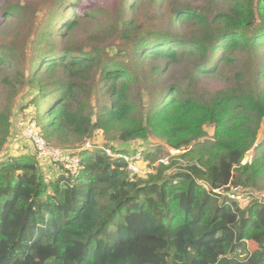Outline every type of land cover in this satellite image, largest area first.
<instances>
[{
	"label": "trees",
	"instance_id": "obj_1",
	"mask_svg": "<svg viewBox=\"0 0 264 264\" xmlns=\"http://www.w3.org/2000/svg\"><path fill=\"white\" fill-rule=\"evenodd\" d=\"M151 1L159 8L149 24L134 25L138 3L118 0L80 44L59 43L89 12L69 17L58 4L38 28L22 14L27 33L0 45V264H264V0H223L226 10L178 3L164 23L155 21L161 0ZM14 13L9 6L3 17ZM111 36L121 41L112 52L102 46ZM187 58L185 72L169 74ZM24 84L33 89L22 109L33 106L48 144L92 143L70 154L80 159L75 172L35 148L13 153ZM99 134L108 143L97 144ZM163 142L182 160L161 161ZM114 153H140L153 172L135 174Z\"/></svg>",
	"mask_w": 264,
	"mask_h": 264
},
{
	"label": "rangeland",
	"instance_id": "obj_2",
	"mask_svg": "<svg viewBox=\"0 0 264 264\" xmlns=\"http://www.w3.org/2000/svg\"><path fill=\"white\" fill-rule=\"evenodd\" d=\"M118 0H78L76 3V6H72L70 8H66V0H0V45H6L12 41L17 40L19 32L26 34L27 33V28L26 25L27 23H24L25 21H21V15L22 14H29L31 23H35V28H38L42 26V24H45V22L49 19L50 13L52 12V9L56 10L57 5H63L61 7V13L62 15L67 14L69 17H74L77 13L81 12V10L85 13L89 12L91 16H89L87 19H81V22L77 25L75 30L71 33H69L68 37L66 39L62 38V41L59 44H63L66 40L68 43L75 42L79 43L83 40V42H86L85 38L86 35L92 30L93 32H97L100 30V23L103 25H107L106 20L104 19L105 16L103 15V12L110 10V13L112 14L113 9L115 7V4L117 3ZM135 1V3H138L135 7V10L130 11L129 15L132 17H135V24L134 25H147L152 21V16L156 13V11L159 8V3L156 4L155 6H152L151 0H143L142 2L138 0H132ZM137 1V2H136ZM160 1V0H159ZM208 2H211L210 7L213 8V6L219 7L220 9L226 10L228 7V4L225 3L223 0H161L160 2V11L157 16H155V21L158 22L160 19H163L167 22L169 20L170 15L172 14V8L175 5H178V3L182 4L183 6L190 7V8H202L204 7ZM14 8L15 12H20V16L18 17V13H14L13 15H5L3 17V12L6 10V8ZM19 9L18 11H16ZM67 11V12H66ZM174 24H176L174 22ZM32 24H28V27L31 26ZM181 29H190V25L187 23L179 25ZM177 26V27H179ZM176 25L174 28H177ZM56 31L58 32L57 35L50 36V39L56 40L57 38H60L62 35H60L62 32H64V28L61 24L57 25L54 27ZM49 29V28H48ZM47 29V30H48ZM195 30V28H193ZM87 30V34H86ZM135 32V31H134ZM29 42L32 43L33 40L36 39L35 43H33L30 48H31V53L34 54L35 47L38 46V38L34 35L31 38H29ZM120 39L118 37H109L107 38L103 43L102 46L103 48L107 51L112 52V50H115V48L120 47ZM85 51L90 50V46L85 45ZM221 51H218L217 55L220 54ZM33 56V55H32ZM32 58H30V61ZM124 62H127L128 59L127 57L123 56L122 59ZM190 63V60L187 58L182 61L178 62H172L169 66L170 68V73L171 75L173 74H180L185 72L187 70L188 65ZM3 67H8L6 65H3ZM30 69V68H29ZM32 71L34 68H32ZM168 76V75H167ZM4 80V75L0 72V104L3 103L4 99L6 98V95L4 93V87L6 83L3 82ZM207 84H212V83H217V81L213 79L206 78L205 82ZM32 91L33 88L30 87V85H22L21 90L16 96L14 102H13V122L15 125V140L12 144L13 147V153L14 154H20V153H26L29 150L33 151L31 149L35 148L36 154L38 155V158H40L41 161L46 162V161H61L57 160V154H60V156L66 155V154H72L76 152H80L84 149H87L88 146V141L89 140H83V139H73L72 142L70 141L67 145H52L48 144L47 140L42 138V130L38 126V124L35 121H32L31 115L33 114L34 110L32 107H25V110H23L22 106L23 102L26 101V95ZM147 92V91H145ZM110 93V92H109ZM106 95V98L108 97V94ZM145 98H148L147 94L145 95ZM106 100V99H105ZM45 105L46 107H50L53 102H55V99L46 97L45 100ZM25 116V117H24ZM213 130L208 131V135L205 138L212 137ZM102 134L97 136V139L95 142L97 144L102 145L103 142H107V138L103 136ZM39 137V138H37ZM153 141H159L158 139H155L154 137H151ZM203 138V139H205ZM37 139H42L43 143L41 145H38ZM151 140V139H150ZM264 140V121L261 124V128L258 133V139L257 143H261ZM28 145V148L25 147ZM257 145V144H256ZM163 150L165 151L164 158L162 157L161 161H163L166 164H169L168 160L172 159L175 161H181V154L183 151L176 152V149H171L168 148L167 145L163 142L162 144ZM29 151V152H30ZM35 152V151H34ZM257 154V151L255 148L251 149L250 151L247 152L246 158L247 160H250V158L255 156ZM76 157V154L70 156V158ZM136 166L137 170L139 171L138 173L135 174H140L142 176H146L151 169L148 167L149 166V161L146 159H136ZM48 163V162H47ZM45 163V164H47ZM64 165L65 169H70L74 170V166L69 163H60ZM57 171H64L60 168H56ZM172 172L168 171V173ZM258 195H256L257 198L264 199V189L259 190ZM232 195V194H231ZM241 202H248L250 198L248 196H245L241 194L239 199H236ZM253 246L251 245V248Z\"/></svg>",
	"mask_w": 264,
	"mask_h": 264
},
{
	"label": "built area",
	"instance_id": "obj_3",
	"mask_svg": "<svg viewBox=\"0 0 264 264\" xmlns=\"http://www.w3.org/2000/svg\"><path fill=\"white\" fill-rule=\"evenodd\" d=\"M42 136V135H41ZM39 138V137H37ZM43 138V137H42ZM37 143L38 145H41L43 143V140L42 139H37ZM88 148H91L92 147V143L88 141V144H87ZM87 148V149H88ZM106 151L108 152V154H111L113 155L112 151L107 148ZM181 150H178L176 149V152H180ZM57 160H61V161H57L58 163H69V164H72L74 166V170L73 172H75L77 170V168H79V161L80 159L76 156V157H72L70 158V156L72 155H69V154H66V155H61L60 154H57ZM114 156H118V157H122L124 158L125 161H127L129 163V168L134 172V173H138L139 171L137 170V166L135 165L136 164V159H141L143 158L142 155L140 153H136V154H115L114 153ZM253 159L254 157L252 156L250 158V160H247V158L245 157L244 160L242 161V164H252L253 162ZM234 199H239L241 194L237 195L236 193L235 194H232L231 195Z\"/></svg>",
	"mask_w": 264,
	"mask_h": 264
}]
</instances>
